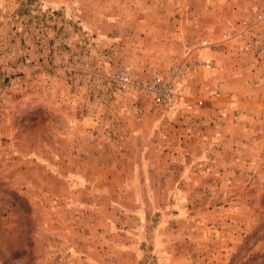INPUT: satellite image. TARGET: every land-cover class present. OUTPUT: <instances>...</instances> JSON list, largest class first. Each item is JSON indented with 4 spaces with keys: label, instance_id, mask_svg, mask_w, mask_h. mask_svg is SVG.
Instances as JSON below:
<instances>
[{
    "label": "rangeland",
    "instance_id": "rangeland-1",
    "mask_svg": "<svg viewBox=\"0 0 264 264\" xmlns=\"http://www.w3.org/2000/svg\"><path fill=\"white\" fill-rule=\"evenodd\" d=\"M263 14L0 0V264H264ZM185 47L215 68L186 69L184 113L113 81L164 73Z\"/></svg>",
    "mask_w": 264,
    "mask_h": 264
},
{
    "label": "built area",
    "instance_id": "built-area-1",
    "mask_svg": "<svg viewBox=\"0 0 264 264\" xmlns=\"http://www.w3.org/2000/svg\"><path fill=\"white\" fill-rule=\"evenodd\" d=\"M260 21H264V14L260 17ZM251 30V27H249ZM257 47V53L263 54L264 48L261 45V38L254 36L252 41ZM211 45L207 40L201 39L198 42L197 51L209 50ZM193 65L196 69L214 70V61L198 52L194 56L189 47L184 48V56L181 62L170 66L166 72L150 71L147 73L146 78L138 79L135 77L130 68L125 67L118 70L113 75V81L119 86L120 89H139L144 95L149 97L155 108L164 112H180L184 113L191 107L189 101V90L187 87V74L186 69ZM203 105V101L197 100L193 106L199 108ZM137 113H141L138 110Z\"/></svg>",
    "mask_w": 264,
    "mask_h": 264
},
{
    "label": "crops",
    "instance_id": "crops-1",
    "mask_svg": "<svg viewBox=\"0 0 264 264\" xmlns=\"http://www.w3.org/2000/svg\"><path fill=\"white\" fill-rule=\"evenodd\" d=\"M232 99L234 100L235 98H234V97H232Z\"/></svg>",
    "mask_w": 264,
    "mask_h": 264
}]
</instances>
